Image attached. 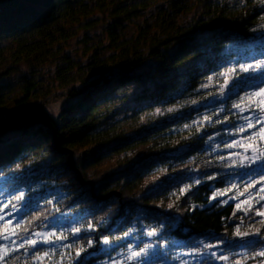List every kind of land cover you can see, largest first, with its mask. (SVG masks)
Here are the masks:
<instances>
[{"label":"trees","instance_id":"trees-1","mask_svg":"<svg viewBox=\"0 0 264 264\" xmlns=\"http://www.w3.org/2000/svg\"><path fill=\"white\" fill-rule=\"evenodd\" d=\"M93 3L0 0V41L11 45L0 47V196L19 218L15 238L31 237L59 215H69L62 226L69 246L58 252L61 264H101L135 243L125 241L107 252L101 251V239L149 226L159 234L141 245L175 242L174 249L195 253L205 252L206 242L230 248L226 263L206 258L195 264L260 261L264 244L252 243L257 237L243 252L236 245L237 227L264 238V217L255 215L264 201L237 208L240 200L259 194L260 175L244 174L216 147L228 131L238 130L243 99L263 86L246 78L259 73H237L231 88L236 91L207 106L198 102L206 99L204 84L228 66L229 44L263 35L264 3L173 0L168 13L122 45L115 26L147 3ZM97 11L116 19L110 32L115 52L104 58L96 53L83 66L60 67L56 81L65 92L49 98L48 86L35 76L19 90L3 83L18 64L54 58L77 29L92 28L80 23ZM187 13L190 20L183 19ZM132 88L142 92L132 101L145 102L133 110L125 92ZM51 98L70 101L56 117L46 109ZM159 106L166 108L163 115L140 121ZM6 229V221L0 223V237ZM47 251L26 243L0 264H36Z\"/></svg>","mask_w":264,"mask_h":264},{"label":"rangeland","instance_id":"rangeland-1","mask_svg":"<svg viewBox=\"0 0 264 264\" xmlns=\"http://www.w3.org/2000/svg\"><path fill=\"white\" fill-rule=\"evenodd\" d=\"M95 1V0H93ZM93 1L87 0L90 6H94ZM173 0H132L133 4H140L141 2H146L147 6L145 8L137 7V11L131 16L129 20L122 21L117 27L114 25V20H116L108 12H95L80 24L84 26L91 25L92 28H81L77 29L76 35L67 39L66 43H63L59 46L60 49H57L56 56L49 60L48 62L38 65L33 61H27L16 65L11 73L3 78V83L8 84L15 90H19L21 85L26 82V80L31 79L33 76L38 77L43 81L50 91L49 98L52 95L65 92L66 89L59 87L58 82L56 81V72L60 67L67 66L69 64H81L85 65L91 58L97 53L100 58L109 56L115 52V47L112 45L110 39V32L115 26L117 35H119L118 45H122L134 40L139 31L147 27L148 25L155 24L160 14L168 13L170 10V5ZM190 2H195L196 0H186ZM192 13H187L183 16V19L190 20ZM114 25V26H113ZM210 33H205V36H209ZM8 41H0V47H10ZM228 52L233 54L230 58L228 66L223 70L220 76L211 77L203 86V89L208 90L206 99L198 102V105H209L213 102L226 98L232 91V82L236 79H233L237 73H248V74H257L258 72H253L249 70L247 72L242 71V67H246L249 64L255 65L261 62H264V33L256 39L244 42H233L228 46ZM235 71H232V70ZM227 84L225 85V81ZM264 87V84L263 86ZM260 88L252 89L250 93L258 92ZM126 96L129 98V106L133 110L135 105L141 107V104L145 105V102L142 100L132 101L139 93L142 94L141 88H132L125 91ZM124 92V93H125ZM249 97V95H248ZM55 98V97H53ZM51 98L49 103L46 105L47 111L52 117H56L64 106H66L70 101L67 98ZM245 102L242 104L241 111V122L238 130L228 131V136L223 139H218L217 136L215 140L217 141V148L225 150L229 157H232L235 163H238L240 169L243 173H248L249 168L242 165L247 164L248 158L253 155V150H256V155H264V139L260 138L258 130L261 127L260 124L256 123L255 117L259 114L256 112L254 107H250L255 104L261 103L264 100V97L252 96L248 99L246 97L243 99ZM197 104V103H196ZM253 108L252 110H248ZM179 108H176L178 110ZM170 109H168L169 111ZM166 111L164 107H156L154 111L145 118L140 120L142 122L152 121L153 118L163 115ZM249 120L252 121L256 126L253 128H248L247 124ZM223 140H225L223 142ZM229 145H235L229 147ZM254 167V165H253ZM264 187V184L260 186ZM259 188V189H260ZM264 193H260L251 196V199L247 197L246 199L240 200L241 208H246L250 205H257L262 203L260 201V196ZM246 201V203H241ZM257 201H260L257 203ZM15 210L8 208L6 200L0 196V215L4 217L3 220H0V223L6 221L7 229L3 232L4 234L10 235V240L2 239L0 237V245H7V250L3 247H0V254L5 258L15 249H17L22 242H25L29 239L37 241L36 246L44 245L48 247V251L42 254L35 262L36 264H61L64 261L62 256H59L58 252L64 251L68 248L69 244L66 243L67 239H64L65 233L62 228L64 224L69 220V215H59L57 218H54L47 228H44L39 236L33 234L31 237L24 238L22 240L16 239L15 235H12L14 232V225L18 222V217L14 213ZM11 221V224L8 222ZM153 229L152 227H138L131 230V235L121 236L115 240L107 238L109 243L104 244L103 239H101L100 245L102 247L101 251L110 250L112 247L116 246L119 243L133 240L134 244H129L125 249L119 250L117 253L109 256L101 264H138L136 260H128L129 248L133 251H138L144 245H141V241L149 240L153 237L147 236V232ZM52 234V235H49ZM62 234V235H61ZM256 237L255 235H240L239 240L236 242L238 251L243 252V246L246 242L252 241ZM47 239L50 242L44 243L43 241ZM154 243H159L160 248L156 249V257L151 260V264H195L196 262H201L206 258H213L218 263H226L229 259L228 251L230 248L225 246L222 243H210L206 242L205 244L213 245L212 248H207L203 253H195L186 251L184 249H174L177 243L171 242H160L154 241ZM26 244V243H25ZM221 257H227V259H222ZM162 258V261H158ZM260 261L253 262L251 264H264V257L259 258ZM3 261V260H2ZM0 261V263L2 262Z\"/></svg>","mask_w":264,"mask_h":264},{"label":"snow or ice","instance_id":"snow-or-ice-1","mask_svg":"<svg viewBox=\"0 0 264 264\" xmlns=\"http://www.w3.org/2000/svg\"><path fill=\"white\" fill-rule=\"evenodd\" d=\"M262 3H264V0H261ZM242 71H249L252 70L253 72H258V75L246 78V79H252V80H256L259 81L260 83L264 84V62L252 65L249 64L246 67H242L241 69ZM232 71H235L234 69ZM227 84V80L225 81V85ZM252 96H259V97H264V87H261L259 89L258 92H254V93H250L249 97H246V99L252 97ZM235 107L239 108V105H235ZM250 107H254V109L256 110L257 113H259L256 117V123L260 124L261 127L258 130V134L260 135L261 139H264V100L261 101V103L259 104H255L252 105ZM256 125L252 123L251 120H249L247 127L248 128H253ZM235 145H229V147H233ZM254 165V167H253ZM244 167L249 168V172L247 173L248 176H252L254 174H258L260 175V181H258L259 183L264 184V155H256V150H253V155L251 157L248 158L247 164L242 165ZM196 183H199V181L197 180ZM250 186L254 187L255 184L250 182ZM190 187V186H189ZM185 191V189H182L181 192L183 193ZM260 193H264V187H261L259 189ZM223 195V193H222ZM23 198V193H21L20 196L16 197L17 200H21ZM249 198L251 199V195L249 196ZM213 199H215V196L213 197ZM260 201H264V195L260 196ZM260 201H257V203H259ZM241 203H246V201H242ZM169 207H172V205H169ZM237 208H240V204H237ZM244 211H248V209H244ZM255 215L256 216H260V217H264V205L261 206L260 209H255ZM4 217L2 215H0V220H3ZM9 224H11V221L8 222ZM261 223L264 224V220H261ZM18 226V225H17ZM92 225H89V228H91ZM76 233H79L81 231V229L76 228L73 230ZM159 233L157 232L156 229H151L150 231L147 232V236L149 237H153V236H157ZM12 235H15V233L13 232ZM37 236L40 235V233H36ZM52 235V234H49ZM62 235V234H61ZM124 235L127 237L129 235H131V232H125ZM236 235H249V233H241L239 227H237L236 229ZM253 235H255L257 237L256 240L252 241V243H261L264 244V238H260V234L259 232L254 233ZM64 239H66V237H63ZM2 239L4 240H10V235L9 234H4L2 236ZM44 243H49L50 241L45 239L43 241ZM25 243L35 247L37 241L29 239L25 242H22L20 244V247H24ZM104 244H108L109 241L107 238H105L103 240ZM0 247H3L5 250H7V245H0ZM161 245L159 243H148L145 244L143 247H141L138 251H133L131 248H129V253L130 255L128 256V260H136L138 262V264H151V260L154 259L157 255L156 253V249L160 248ZM206 248H212L213 245L208 244L205 245ZM77 255H79V253H77ZM257 255H259L260 257H264V251H260L259 253H257ZM222 259H227V257H221ZM5 257L0 254V261L4 260Z\"/></svg>","mask_w":264,"mask_h":264}]
</instances>
